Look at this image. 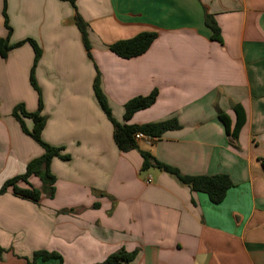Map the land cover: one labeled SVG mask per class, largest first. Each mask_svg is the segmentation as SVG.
<instances>
[{"label": "crops", "instance_id": "obj_1", "mask_svg": "<svg viewBox=\"0 0 264 264\" xmlns=\"http://www.w3.org/2000/svg\"><path fill=\"white\" fill-rule=\"evenodd\" d=\"M3 10L9 42L31 38L40 56L36 90L27 41L0 55V186L43 153L11 115L16 104L34 112L40 102L42 139L68 158L50 163L53 197L0 194V264H58L34 258L40 250L58 253L62 264H104L121 250L137 251L122 264H264V0H0V38ZM208 16L220 41L210 37ZM140 32L155 33L142 54L109 50ZM97 74L119 123L126 101L156 90L127 123L174 117L179 128L120 151L94 97ZM235 104L245 116L237 138L219 118L232 127ZM140 150L181 174H226L233 185L212 203L167 172L143 169ZM28 181L42 185L37 176Z\"/></svg>", "mask_w": 264, "mask_h": 264}, {"label": "trees", "instance_id": "obj_2", "mask_svg": "<svg viewBox=\"0 0 264 264\" xmlns=\"http://www.w3.org/2000/svg\"><path fill=\"white\" fill-rule=\"evenodd\" d=\"M68 1L73 5L75 3V0ZM3 14L5 17L4 23L7 28V36L5 38H0V55L4 57L8 50L18 46L22 42L27 41L34 51L33 65L30 70L29 80L33 88L38 90L33 76V68L38 57L40 56V48L31 38L16 43H10L9 35L11 33V27L7 24L4 10ZM205 23L206 26H208L211 30V39L220 41V28L217 25L215 19L212 16H208ZM77 26L81 33L82 42L85 48L88 49L89 42L86 32V23L79 16H77ZM154 38V32H140L133 37L117 40L108 45V48L110 51L122 58H130L140 55L146 51ZM93 93L97 104L113 125V140L120 151H129L134 148L138 149L137 140L134 138L135 134L138 132H142L154 139L161 137L162 134L169 130L179 128V123L174 117L142 124L127 123L134 112L147 108L153 104L156 98V90L151 91L147 95H138L132 97L124 103V123H119L113 117L107 97L100 85V78L98 74L93 81ZM233 110L236 119L232 127H230L229 119L224 114H219V118L224 124L226 133L233 138H237L240 128L244 124L245 116L243 109L239 104L233 105ZM11 115L18 121L22 131L28 134L37 144L43 148V153L39 157L31 159L26 164L23 173L5 180L0 186V194L6 192L7 189H10L14 195L31 200L35 203L40 201L42 193L46 194L48 197H53V183L56 180V177L50 171V163L55 157L66 159L68 156L62 153L63 149L61 147L50 145L42 139L41 134L45 126V118L41 114L40 102L38 104V108L34 112H28L25 110L23 104H17L12 108ZM24 118L30 119L32 121V126L30 129L26 127ZM140 155L142 157L143 169L154 166L164 172H167L174 176L180 183L189 186L192 190L205 193L209 200L215 204L222 201L228 188L233 185L230 177L226 174L184 175L181 174L175 167L156 160L147 151L140 150ZM261 162L264 164L263 159H261ZM30 176H37L40 178L42 181L40 188H36L31 183H29L28 178ZM19 181L26 183L27 187L18 186ZM136 253L137 251L125 252L123 250L112 253L106 257L104 264H122L130 262L135 257ZM33 256L34 258L40 257L42 260L55 258L58 260V264H62L61 256L53 251H35Z\"/></svg>", "mask_w": 264, "mask_h": 264}, {"label": "built area", "instance_id": "obj_3", "mask_svg": "<svg viewBox=\"0 0 264 264\" xmlns=\"http://www.w3.org/2000/svg\"><path fill=\"white\" fill-rule=\"evenodd\" d=\"M134 138L139 141H143L144 143L150 144V142L153 140V138L151 136H148L142 132H138L135 134ZM151 180L150 175H148L146 182H149Z\"/></svg>", "mask_w": 264, "mask_h": 264}, {"label": "rangeland", "instance_id": "obj_4", "mask_svg": "<svg viewBox=\"0 0 264 264\" xmlns=\"http://www.w3.org/2000/svg\"><path fill=\"white\" fill-rule=\"evenodd\" d=\"M16 105H17V104H16ZM14 106H15V105H14ZM14 106H13V107H14Z\"/></svg>", "mask_w": 264, "mask_h": 264}]
</instances>
